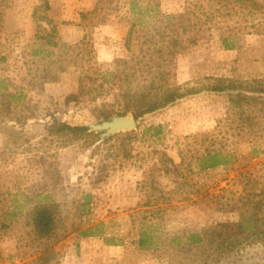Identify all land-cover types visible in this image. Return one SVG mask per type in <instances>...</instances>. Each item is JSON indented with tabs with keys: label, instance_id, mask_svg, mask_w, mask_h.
Masks as SVG:
<instances>
[{
	"label": "rangeland",
	"instance_id": "374dc122",
	"mask_svg": "<svg viewBox=\"0 0 264 264\" xmlns=\"http://www.w3.org/2000/svg\"><path fill=\"white\" fill-rule=\"evenodd\" d=\"M38 2L0 0V79L7 78L6 84L12 82L22 87L26 74L42 71L40 59L32 56V51L40 42L42 28L49 31L51 27L35 22L33 11ZM49 2L50 18L59 39L69 46L81 47L76 51L77 66L67 68L60 82L47 85L45 94L37 96L25 90L24 94L39 104L41 114L28 123L26 139L12 141L8 134L0 133V218L5 223H0V264H34L44 256L43 248L31 238L25 216L36 203L37 194L51 192L54 167L62 177L57 187L60 201L71 202L91 194L92 222L104 223L105 232L118 230L119 236L125 237L130 234L125 246L109 245L104 237L78 238L73 234L57 246L61 256L56 264H203L173 255L172 251L160 258L152 256L139 250L132 240L142 231L158 237L160 242L165 231H198L212 224L236 221V213H218L209 201L216 196H223L224 200L236 198L251 180V188L264 192L263 120L246 132H239L236 124L228 130L233 119L229 98L225 94L202 92L137 122V129L129 132L137 131L139 135L131 142L117 138L99 148L98 144L63 148L60 141L46 138L51 125L102 123H97L92 106L111 101L114 93L137 89L144 78L145 84L151 81L160 87L210 86L220 79L264 80V11L252 16L249 10L238 15L232 11L226 17H213L208 26L213 34L210 40L199 45L185 41L175 53L165 55L166 62H162L160 55L153 52L155 43L161 41L154 23L160 15H177L186 8L200 15L197 0H103L92 16L88 13L96 9L99 0ZM234 5L230 3V7ZM102 16L105 21L97 23ZM135 23L139 33L130 32ZM258 23L261 29L255 27ZM223 36L230 37L238 47L224 50ZM115 59H131L128 67L133 70L118 67L113 63ZM152 60H158L159 66ZM140 61L148 64L143 72L136 71ZM83 76L96 78L94 91L78 106H67V98L78 92ZM252 149L258 150L257 158L250 153ZM155 151L164 152L175 164L180 163L181 152L198 160L221 152L229 162L215 170H203L200 164H194L196 174L186 182L181 175L150 174L149 168L157 159ZM149 175L164 191H175L176 184H182L188 199L176 195L169 202L178 207L176 210L154 214V207L148 213L141 206L139 188ZM153 216L152 220H144ZM161 217L166 219L165 225ZM204 264H264V245L245 244L215 254Z\"/></svg>",
	"mask_w": 264,
	"mask_h": 264
},
{
	"label": "trees",
	"instance_id": "16d2710c",
	"mask_svg": "<svg viewBox=\"0 0 264 264\" xmlns=\"http://www.w3.org/2000/svg\"><path fill=\"white\" fill-rule=\"evenodd\" d=\"M102 1L99 0L96 9L88 13V16L97 13ZM197 1V9L202 12L200 15L194 13L190 8H186L184 12L177 15H160L161 18L154 23V29L160 35L162 42L155 43L156 50L153 52L160 55L159 59L162 62H166L165 55L175 53L177 48L183 45L185 41L190 45H199L203 41L210 40L213 34L210 33L211 30L208 26L213 17H226L232 11L234 15H238L239 12L245 13L248 12L246 10H249L248 14H251V16L257 11H264V0ZM231 2L235 4L234 7H230ZM51 10L49 0H39L33 11L35 22L46 23L51 27L49 31L44 27L42 28L43 33L38 35L40 42L32 51V56L40 59L43 67L42 71L36 74H26L23 78L22 87H18L12 82L6 84L7 78L0 79V133L8 134L12 141L26 139L25 129L28 123L41 115L39 104L35 103L33 98L27 97V94H24L25 90L27 89L29 92L41 96L43 93L45 94L47 85L60 82L61 75L67 68L77 66L78 56L76 51L80 50L81 44L69 46L59 39L53 20L50 18L49 13ZM2 13L3 10L0 8V19ZM105 18L102 16L97 23H103ZM136 27L137 24H133L130 32L139 33ZM255 27L261 29V24L258 23ZM221 39L222 47L226 51L238 47L230 37L224 38L223 36ZM53 55L56 57L54 60L50 58ZM130 60L115 59L113 63L117 64L118 67L124 66L125 70H133V68L128 67ZM1 61H6V58H2ZM152 61L155 66L160 63L158 60ZM136 66L138 67L136 71L143 72L148 64L140 61V64L136 63ZM136 66H134L135 69ZM95 80L96 78L90 76L81 77L78 92L67 98V106H78L85 97L94 91ZM145 80L146 78L141 79L140 85L135 90L114 93V98L111 101H104L101 105L94 104L92 112L97 123L109 121L114 117H127L128 115H132L137 122H141L150 115L162 112L179 101L202 92L225 94L229 98L234 120L229 121L228 130H231V125L236 124L239 132H246L247 128L252 130L258 126L260 124L259 120L264 121V80L249 82L220 79L210 86L197 87H160L151 81L145 84ZM138 135L139 132L133 131L116 134L102 140L101 136L88 126L63 122L58 125H51L46 139L51 138L53 141H60L63 148L76 144H83L86 148L98 144L99 148L117 138L131 142L137 139ZM28 142L29 140H25V143ZM154 153L157 159L153 166L149 168L150 174H176L177 177L181 175L186 179V182L187 179L193 177L194 173L196 174L194 164H200L203 170H215L228 166L229 162L227 156L221 152H215L202 160L181 152L179 164H175L164 152L155 151ZM250 153L255 158L259 156L258 150L252 149ZM40 159L44 161L43 157H40ZM54 171L56 174H54L53 188L49 190L51 192L44 196L37 194L36 203L25 216L26 224L31 228L30 233L34 237L31 238L34 239V243L43 248L45 253L44 256L35 260L34 264L58 263L61 252L57 250V246L73 234L78 235V238L104 237L109 245L125 246L130 234L126 237L122 234L119 236L118 230L111 232L110 228V232H105L104 226L106 227V225L104 223L92 222V219L89 218L91 208L93 209V196L91 194H86L71 202L66 201L63 203L59 200L61 194L57 192V187L60 186L62 177L57 167H54ZM102 172L106 171L102 169ZM151 177L149 175L148 179L143 181L139 188L141 206L148 213L154 207L157 209L154 214L176 210L178 207H174L169 203L176 195H183L184 199H188L187 196H184L182 184L177 183L175 191H164L155 185V181ZM251 185L252 180L247 181L245 189L236 198L232 197L224 200L223 196H216L209 201L213 203V209L218 213H236L238 217L236 221L212 224L198 231L194 229L174 232L165 231L162 232L164 240L161 238L160 242L158 237L152 236L147 231H142L138 238L132 240V244H136L139 250L148 252L158 258L164 255L163 253L168 254L172 251L173 255L182 256L185 260L203 264L208 262L215 254L227 253L245 244L264 245V192H258L255 187L251 188ZM62 190L64 191V189ZM41 196L42 198H40ZM166 204L168 206L163 207ZM196 204H200V201ZM152 219H154V216L145 217L144 220ZM161 221L164 222V225L166 224L164 217H161ZM0 223L2 226L5 225L1 218Z\"/></svg>",
	"mask_w": 264,
	"mask_h": 264
},
{
	"label": "water",
	"instance_id": "95a60500",
	"mask_svg": "<svg viewBox=\"0 0 264 264\" xmlns=\"http://www.w3.org/2000/svg\"><path fill=\"white\" fill-rule=\"evenodd\" d=\"M92 131L101 134V139H107L115 134L136 130L137 120L131 115L127 117H114L109 121H103L100 124L88 126Z\"/></svg>",
	"mask_w": 264,
	"mask_h": 264
}]
</instances>
